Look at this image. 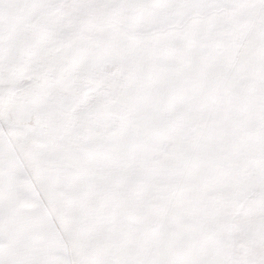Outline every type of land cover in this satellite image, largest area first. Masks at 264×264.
I'll use <instances>...</instances> for the list:
<instances>
[{
  "label": "snow or ice",
  "instance_id": "6c2138e0",
  "mask_svg": "<svg viewBox=\"0 0 264 264\" xmlns=\"http://www.w3.org/2000/svg\"><path fill=\"white\" fill-rule=\"evenodd\" d=\"M0 264H264V0H0Z\"/></svg>",
  "mask_w": 264,
  "mask_h": 264
}]
</instances>
